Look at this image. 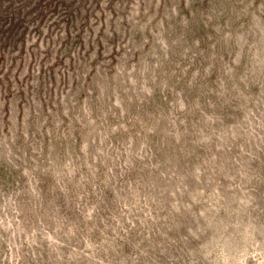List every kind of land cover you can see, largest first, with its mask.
I'll return each instance as SVG.
<instances>
[{"label":"rangeland","instance_id":"374dc122","mask_svg":"<svg viewBox=\"0 0 264 264\" xmlns=\"http://www.w3.org/2000/svg\"><path fill=\"white\" fill-rule=\"evenodd\" d=\"M39 1L0 10V264H264V0Z\"/></svg>","mask_w":264,"mask_h":264},{"label":"trees","instance_id":"16d2710c","mask_svg":"<svg viewBox=\"0 0 264 264\" xmlns=\"http://www.w3.org/2000/svg\"><path fill=\"white\" fill-rule=\"evenodd\" d=\"M43 1V0H41ZM41 1H39L36 6L34 7H39ZM31 0H9V3L3 6V0H0V10L4 9L3 11H6L7 13L5 14L6 17H11V24L14 23L12 25V29L11 31L15 30L16 33L19 31V29L24 26L25 24H27V17L30 15V13L33 11V8H30L28 10V6L30 4ZM43 7V6H42ZM42 11L40 13L43 12V9H41ZM16 15H18L16 17ZM4 17V16H2ZM31 21V20H30ZM26 31L24 30L23 33H25ZM6 44V43H5Z\"/></svg>","mask_w":264,"mask_h":264}]
</instances>
